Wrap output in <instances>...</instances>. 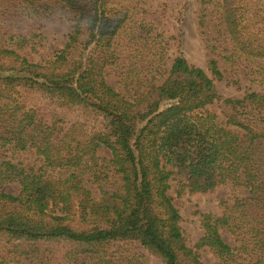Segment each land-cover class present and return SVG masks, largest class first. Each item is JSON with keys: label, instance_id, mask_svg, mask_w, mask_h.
I'll list each match as a JSON object with an SVG mask.
<instances>
[{"label": "trees", "instance_id": "trees-1", "mask_svg": "<svg viewBox=\"0 0 264 264\" xmlns=\"http://www.w3.org/2000/svg\"><path fill=\"white\" fill-rule=\"evenodd\" d=\"M166 5L0 0V264H204L203 247L264 264V93L214 83L221 58L264 90V0H199L211 76L168 57ZM56 15L70 30L51 50ZM173 181L178 196L231 189L194 245Z\"/></svg>", "mask_w": 264, "mask_h": 264}, {"label": "rangeland", "instance_id": "rangeland-1", "mask_svg": "<svg viewBox=\"0 0 264 264\" xmlns=\"http://www.w3.org/2000/svg\"><path fill=\"white\" fill-rule=\"evenodd\" d=\"M166 3L164 14L160 18L155 15L154 18H156V24L167 41L168 57L172 59L180 53L190 64L203 68L211 76L207 68V51L197 29L196 12L199 0H166ZM69 30L70 22L64 17L56 15L44 25L41 31L46 37L47 46L53 50L60 48ZM218 61L223 76L220 79H214V83L221 97H241L246 90L264 93L258 83L248 78L239 77V75L236 76L234 72L227 69L228 66L223 65L221 58ZM212 109L219 113L220 108L217 105ZM67 114L70 119L77 117L75 114ZM139 126L140 123L136 122L135 128L138 129ZM17 189L16 183L5 184L2 187V190L9 193H16ZM175 189L176 183L173 181L169 193L181 216L180 225L185 233L187 243L194 245L202 235L199 224L200 214L219 212L221 202H229L231 198L230 186L221 185L209 191L191 194L185 192L180 196L177 195ZM222 237L229 244L233 242L228 233H223ZM198 252L204 264H222L207 247L199 249Z\"/></svg>", "mask_w": 264, "mask_h": 264}]
</instances>
